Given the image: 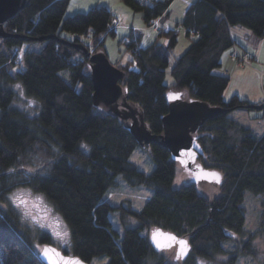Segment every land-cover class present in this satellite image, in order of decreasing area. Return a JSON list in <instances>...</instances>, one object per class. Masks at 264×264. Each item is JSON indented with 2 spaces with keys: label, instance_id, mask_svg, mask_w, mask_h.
<instances>
[{
  "label": "trees",
  "instance_id": "trees-1",
  "mask_svg": "<svg viewBox=\"0 0 264 264\" xmlns=\"http://www.w3.org/2000/svg\"><path fill=\"white\" fill-rule=\"evenodd\" d=\"M124 1L155 27L151 22L168 15L174 0ZM69 2L30 0L3 25L8 36L0 37V264H43L37 245L52 244L49 234H31L12 207L4 208L20 188L52 205L68 227L71 256L89 264L102 258H107L104 264H196L197 258L214 262L220 256L228 258L219 264H237L236 253L253 257L254 234L244 230L242 204L246 194L264 195V134L255 136L229 114L260 111L264 119V103L254 110L250 106L257 105L237 97L225 101L229 78L213 71L236 44L232 28L264 39V0H192L177 25L197 38L172 66L176 31L165 33V46L155 42L141 47L138 35L124 42L135 69L129 63L121 66L120 84L152 135L163 133L171 91L180 95L186 90L191 100L225 110L195 134L200 147L196 163L209 176L178 187L174 182L181 167L167 149L158 142L144 146L155 168L143 173L130 162L141 146L126 122L93 105L89 59L81 48L105 54V38L116 34L113 16L106 7H94L64 17ZM36 43L40 50L31 49ZM23 46L27 49L18 57ZM168 68L172 85L164 83ZM16 85L37 104L36 110L19 106ZM212 173L221 177L217 188ZM119 176L130 186L151 191L141 210H126L137 226L125 227L122 236L110 220L117 207L105 199L118 187ZM154 229L185 236L188 256L181 261L172 249L154 250L148 237ZM226 243L236 246L234 252L224 250Z\"/></svg>",
  "mask_w": 264,
  "mask_h": 264
},
{
  "label": "rangeland",
  "instance_id": "rangeland-1",
  "mask_svg": "<svg viewBox=\"0 0 264 264\" xmlns=\"http://www.w3.org/2000/svg\"><path fill=\"white\" fill-rule=\"evenodd\" d=\"M190 1L191 0H174L168 9V15L151 22L154 25L156 24L155 27L150 26L152 24L147 25L144 23L141 13L131 9L124 0H70L64 17L86 13L94 7H106L113 16L111 30L116 34L115 37L107 36L105 38L104 51L109 63L120 71L122 70L119 68L128 63L130 65L132 64V69H135V65L133 64L134 60L126 49L127 44L125 43L128 36L134 38L138 35V37H141L139 42L141 47H147L155 42L165 46L169 41V38L165 33L168 31H176L177 43L169 60L170 66H172L174 60L182 55L191 43L196 40L194 35L190 34L189 36H186V31L182 27L177 26L183 18L188 5H190ZM143 2L148 3V0H144ZM83 42L86 43L84 40ZM40 48L41 45L39 43L31 46V49L33 50H40ZM26 49L27 46H23L18 53H15L19 54L18 57H21ZM243 54L247 53L235 48L232 51L231 58L235 61L237 67H248L252 73L253 80L257 77V80L263 81L264 45L261 47V56L263 58L261 61L263 62V66L259 67L254 65L255 63L251 61V56L247 54L245 58ZM219 70L220 68H217L213 72L215 73ZM62 76L65 79H68L67 72L62 73ZM164 83L166 85H172L174 83L169 68L165 72ZM13 90L19 98L20 107L27 108L30 111L37 109V104L34 101L27 99L20 87H17V85L13 86ZM176 96H178V94H175L172 91L168 94V97L170 98ZM179 97L186 101L191 100L186 90L181 91ZM229 118L237 124L247 128L255 136L260 137L264 134V119L260 111L235 110L229 114ZM125 122L127 123L130 121L127 120ZM143 147L141 146L131 154L130 162L140 171L149 175L154 170L155 163L151 153L147 149H143ZM191 175L192 173L189 170H183L181 168L174 182V186L178 187L179 185L191 182ZM117 181L118 187L112 189L105 199L113 206L117 207V209L110 215V220L114 229H116L120 236H122L125 227L137 226V222L127 215L126 210L129 208L138 211L141 210L145 202L151 197V191L145 187L130 186L121 176L117 178ZM215 191L216 190L212 189L211 193H215ZM13 193H18L21 199L27 201V204L18 208L7 198V204L4 205V208L12 207L18 214L20 225L29 230L31 234H49L52 239V246L61 251H66V254L71 255L70 233L68 227L62 218L54 211L52 205L42 195L36 194L28 189H17L9 196ZM242 207L245 216L244 230L248 235H250V233L254 234L252 244L256 250V254L253 257L242 256L240 254L237 255V253L231 255L235 254V256H237V264H264V195L253 197L250 194H246ZM64 232L68 233L66 237L63 236ZM240 239L246 240L247 237ZM42 247L43 246L37 245L39 252L42 250ZM235 249L236 246L233 243L224 244V250L227 252H234ZM227 258L228 256H220L217 257V260L214 262L197 258L195 262L196 264H219ZM106 262L107 258L94 259L91 264H104Z\"/></svg>",
  "mask_w": 264,
  "mask_h": 264
},
{
  "label": "water",
  "instance_id": "water-1",
  "mask_svg": "<svg viewBox=\"0 0 264 264\" xmlns=\"http://www.w3.org/2000/svg\"><path fill=\"white\" fill-rule=\"evenodd\" d=\"M30 0H0V37L5 38L8 35L4 32L3 25L9 19L13 18L18 12L24 9ZM46 38H41L43 41ZM87 55L90 64V77L93 87L92 102L93 105L113 116L118 117L126 123V127L134 139L140 146L149 145L158 142L162 147L167 149L171 156L178 162L183 170H189L191 180L194 178H204L209 173L203 171L196 163L197 154L200 147L196 141L195 134L198 128L207 121L213 120L223 113L225 110L218 107H211L208 104L196 100L186 101L181 97H168V113L163 117V133L160 136H154L147 128L141 111L139 108L127 101V90L120 85L124 80V73L113 67L103 52L91 53L85 48H81ZM263 105V104H262ZM254 110L261 109L259 106H250ZM213 176V188H217L220 183ZM149 242L157 252L163 250L175 249V259L183 261L189 254L190 246L185 236L178 237L175 234L161 229H154L149 232ZM157 234V241L164 247H157V243L153 240V234ZM163 234V235H160ZM173 236L176 240H167L165 237ZM183 240L187 242V246L181 251V246L176 242ZM170 245V246H168ZM59 253L64 260H79L77 256L65 254L63 251L52 245H47ZM44 246L39 252V259L43 264H49V260L43 254Z\"/></svg>",
  "mask_w": 264,
  "mask_h": 264
},
{
  "label": "crops",
  "instance_id": "crops-1",
  "mask_svg": "<svg viewBox=\"0 0 264 264\" xmlns=\"http://www.w3.org/2000/svg\"><path fill=\"white\" fill-rule=\"evenodd\" d=\"M191 34L197 38L195 34ZM231 35L237 45L235 44L232 49L222 55L220 70L215 72L217 75L229 78V85L224 92V99L228 101L232 97H237L251 105L258 106L264 103V80L259 81L257 77L253 80L250 69L246 66L237 67V64L231 58V54L233 49L238 48L240 51L251 56V61L255 63L254 65L263 66L261 47L264 45V39L258 41L250 31L239 27L232 28Z\"/></svg>",
  "mask_w": 264,
  "mask_h": 264
},
{
  "label": "snow or ice",
  "instance_id": "snow-or-ice-1",
  "mask_svg": "<svg viewBox=\"0 0 264 264\" xmlns=\"http://www.w3.org/2000/svg\"><path fill=\"white\" fill-rule=\"evenodd\" d=\"M19 87V85H17ZM10 171H15V170H10ZM28 171L32 172L35 171L34 169H29ZM211 175L215 176L217 179V182L219 181V176L216 173H212ZM22 191V190H18ZM8 199L16 206V207H21L23 205L27 204L26 200H23L19 197L18 193H13L11 196L8 197ZM68 235L67 232L63 233V236L66 237ZM163 235V234H160ZM167 240H176L175 237L173 236H167L165 237ZM153 240L154 242L157 243V247H164L165 245H162L159 241H157V234H153ZM180 246H181V251L184 250V248L187 246V242L183 240H178L176 241ZM170 246V245H168ZM43 254L45 257L48 258L49 264H82L81 261L79 260H64L62 257H60L59 253L56 252L54 249L49 248L47 245L44 246Z\"/></svg>",
  "mask_w": 264,
  "mask_h": 264
},
{
  "label": "built area",
  "instance_id": "built-area-1",
  "mask_svg": "<svg viewBox=\"0 0 264 264\" xmlns=\"http://www.w3.org/2000/svg\"><path fill=\"white\" fill-rule=\"evenodd\" d=\"M246 55H247V54H243V56H244L245 58H246Z\"/></svg>",
  "mask_w": 264,
  "mask_h": 264
},
{
  "label": "flooded vegetation",
  "instance_id": "flooded-vegetation-1",
  "mask_svg": "<svg viewBox=\"0 0 264 264\" xmlns=\"http://www.w3.org/2000/svg\"><path fill=\"white\" fill-rule=\"evenodd\" d=\"M172 250H173L174 252H176L174 248H172Z\"/></svg>",
  "mask_w": 264,
  "mask_h": 264
}]
</instances>
